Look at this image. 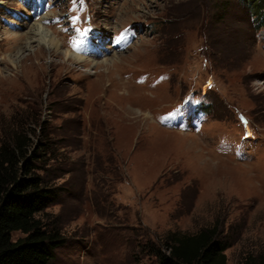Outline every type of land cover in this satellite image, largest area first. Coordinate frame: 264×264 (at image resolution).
I'll return each instance as SVG.
<instances>
[{
    "label": "rangeland",
    "instance_id": "1",
    "mask_svg": "<svg viewBox=\"0 0 264 264\" xmlns=\"http://www.w3.org/2000/svg\"><path fill=\"white\" fill-rule=\"evenodd\" d=\"M253 2L0 0V137L35 114L57 147L38 162L65 238L49 264H158L142 244L213 225L226 264L264 254ZM37 22L83 61L28 41Z\"/></svg>",
    "mask_w": 264,
    "mask_h": 264
},
{
    "label": "trees",
    "instance_id": "2",
    "mask_svg": "<svg viewBox=\"0 0 264 264\" xmlns=\"http://www.w3.org/2000/svg\"><path fill=\"white\" fill-rule=\"evenodd\" d=\"M254 5L264 11V0H254ZM38 124L35 114H27L6 126L0 137V264H49L65 242L56 220L45 217L57 191L39 173V163L50 159V152L55 155L57 147L47 137L37 138ZM13 231L24 236L12 240ZM227 247L216 225L193 233L174 231L164 241L142 244L158 264H226ZM238 264H264V254Z\"/></svg>",
    "mask_w": 264,
    "mask_h": 264
},
{
    "label": "bare ground",
    "instance_id": "3",
    "mask_svg": "<svg viewBox=\"0 0 264 264\" xmlns=\"http://www.w3.org/2000/svg\"><path fill=\"white\" fill-rule=\"evenodd\" d=\"M28 41H35L38 46H42L43 48H46L47 50H52L53 52L59 51L63 54L65 60L71 59L79 63L82 62L84 59L83 55L75 51L69 50L67 48V50L59 49L60 46L55 37L45 27H43V24H41L40 22H37L35 26H33L32 34L31 36H29Z\"/></svg>",
    "mask_w": 264,
    "mask_h": 264
},
{
    "label": "snow or ice",
    "instance_id": "4",
    "mask_svg": "<svg viewBox=\"0 0 264 264\" xmlns=\"http://www.w3.org/2000/svg\"><path fill=\"white\" fill-rule=\"evenodd\" d=\"M75 46V45H74Z\"/></svg>",
    "mask_w": 264,
    "mask_h": 264
}]
</instances>
